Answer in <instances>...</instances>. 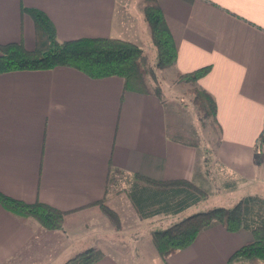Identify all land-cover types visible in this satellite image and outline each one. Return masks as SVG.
I'll return each mask as SVG.
<instances>
[{"label":"crops","instance_id":"1","mask_svg":"<svg viewBox=\"0 0 264 264\" xmlns=\"http://www.w3.org/2000/svg\"><path fill=\"white\" fill-rule=\"evenodd\" d=\"M158 4L176 47L173 73L209 66L199 84L214 97L221 128L210 168L224 180L218 189L237 192L238 201L249 184L264 187V160L258 165L254 150L264 128V0ZM22 7L46 13L59 41L116 37L142 50L152 44L142 0H0V43L33 47V21ZM185 138L173 104L125 89L118 76L90 78L67 66L1 73L0 192L66 214L62 229L52 230L0 204V264H62L90 247L103 252L93 264H248L227 259L251 232L217 222L161 258L151 232L193 213L194 205L141 217L119 189L135 173L203 187L199 148ZM111 177L121 192L109 191ZM229 181L234 188L225 187ZM100 199L118 213L120 229L99 209Z\"/></svg>","mask_w":264,"mask_h":264},{"label":"trees","instance_id":"2","mask_svg":"<svg viewBox=\"0 0 264 264\" xmlns=\"http://www.w3.org/2000/svg\"><path fill=\"white\" fill-rule=\"evenodd\" d=\"M143 17L149 27L150 41L155 49V62L151 64L144 51L135 43L116 37H78L59 41L53 22L46 13L34 7H22L34 26L35 41L28 49L22 41L0 43V74L14 70H41L56 66L77 69L90 78L118 76L127 90L162 97L157 68L172 67L176 60V47L158 4V0H142ZM209 70L203 66L190 72H176L175 81L191 95L190 104L196 107L198 117L207 121L215 133L214 153L200 150L199 163L205 174L215 160L221 142V128L216 118V102L199 79ZM190 145L197 146L190 142ZM258 165L264 160V128L255 144ZM115 169H111L114 173ZM114 177L109 183L116 185ZM230 182V183H229ZM225 187L232 189L229 181ZM124 189L141 217L158 213H176L204 198L208 192L201 185L186 179L155 180L135 173L126 177ZM128 188V190H127ZM0 204L9 213L19 217H32L46 229H62L65 211L34 201L31 203L0 192ZM115 229L121 228L118 213L104 199L96 201ZM222 224L229 231L248 229L252 238L242 244L229 257V262L252 264L264 262V198L248 194L230 206H215L193 212L163 229L153 230L151 240L161 258L187 248L200 231L213 223ZM103 252L90 247L76 253L62 264H93Z\"/></svg>","mask_w":264,"mask_h":264},{"label":"rangeland","instance_id":"3","mask_svg":"<svg viewBox=\"0 0 264 264\" xmlns=\"http://www.w3.org/2000/svg\"><path fill=\"white\" fill-rule=\"evenodd\" d=\"M153 48L154 47L152 44L143 45V51L147 55L148 60L151 62V64H154L155 62V53ZM171 69H172L171 67L155 69L161 87V92H162L161 99L165 100V102H167L168 105L169 104L174 105L175 120L177 124H179L181 129L184 130V132L186 133L185 139L196 143L197 147L201 151L207 149L209 150L208 151L209 153L210 152L214 153L215 150L214 131L209 128L207 121L202 120L198 117L199 115L196 111V107L192 106L189 101L191 95L185 92V87H183L181 84L175 81V74ZM174 103H176V105ZM209 169H210V173L206 174V178H204L205 182L203 184L204 185L203 188L206 189L208 192L206 193L203 199H201L196 204H193L194 205L193 210L196 211L205 210L210 207L226 206L230 202H232V204L237 202L235 201L237 200V197H234L232 195V194H237V192L224 193L226 190L222 191V189H218L219 186L217 185L224 180L216 178V175L213 172H211L210 166ZM119 189L113 187L112 183H109V191L111 193H114V191L118 193L121 192L120 190H124V189H120V190ZM247 193L264 194V187L261 184L258 185L249 184L248 187L244 189L243 193L241 194L247 195ZM122 195L124 194L122 193ZM97 205L99 206V209L102 211L101 206L99 204ZM103 214L108 219V217L104 212ZM133 264H137V263H133Z\"/></svg>","mask_w":264,"mask_h":264}]
</instances>
